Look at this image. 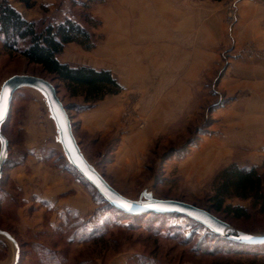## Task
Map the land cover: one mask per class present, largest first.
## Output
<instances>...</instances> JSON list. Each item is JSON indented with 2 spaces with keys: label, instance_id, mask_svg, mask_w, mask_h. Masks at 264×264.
Here are the masks:
<instances>
[{
  "label": "rangeland",
  "instance_id": "rangeland-1",
  "mask_svg": "<svg viewBox=\"0 0 264 264\" xmlns=\"http://www.w3.org/2000/svg\"><path fill=\"white\" fill-rule=\"evenodd\" d=\"M232 1L185 0L177 17L175 11L168 13L167 28L159 23L157 27L146 25L143 0H36L33 8L22 6L20 13L40 26L66 17L84 25L94 47L84 50L75 44L59 54L60 61L114 68L110 71L123 88L92 105L54 81L81 152L113 188L130 199L146 191L154 198L185 201L227 218L236 229L264 233V214L257 207L251 209L249 200L229 198L218 210L210 204L215 177L230 164L255 166L264 184V54L252 42H226L224 37L208 40L203 25V12L212 6L221 10L226 25H233L240 0H234L235 19L230 21ZM171 17L183 23L179 40L172 35L177 29ZM233 31L234 39L238 36ZM103 47L114 48L104 63L98 54ZM13 74L50 77L40 66L7 53L0 44V85ZM106 98L121 105L118 119L110 117L109 123L96 110L89 113ZM4 133L10 163L21 164L27 146L40 144V161L64 172L73 185L78 182L89 197L85 216L75 210L34 211L24 203V191L11 176L14 166L6 167L0 182V228L13 233L18 250L21 245V264H40L38 257L46 250L55 256L51 264H264V256L252 262L249 255L192 252L198 243L202 249L226 245L206 238V228L184 216H145L137 227L118 219L117 209L67 161L38 91L28 87L16 91ZM227 206L244 207L248 216L227 214ZM158 222L167 226L156 230ZM184 239L189 242H181ZM15 250L0 235V264H12Z\"/></svg>",
  "mask_w": 264,
  "mask_h": 264
},
{
  "label": "trees",
  "instance_id": "trees-1",
  "mask_svg": "<svg viewBox=\"0 0 264 264\" xmlns=\"http://www.w3.org/2000/svg\"><path fill=\"white\" fill-rule=\"evenodd\" d=\"M15 1L22 3L26 8L29 9L33 8L37 3L36 0ZM69 43L77 44L84 50H90L94 47V42L89 30L84 25L76 22L75 20L66 17L61 22L46 23L45 25L40 26L38 22L34 20L25 19L13 6H11L9 0H0L1 47L7 53H15L20 55L29 64L40 66L42 72L50 76L49 78L45 79H47L55 87L57 95L58 85L55 82L62 83L74 97H81L82 101L87 105H92L95 102L101 100L106 95L116 94L120 91L121 87L119 83L108 69H96L88 65H71L69 63L59 61L58 55L63 52L64 47ZM58 97L67 110V107L61 97L59 95ZM6 121L7 120H5L1 127V132L5 137L6 135L4 133V126ZM71 128L74 135L72 122ZM10 160H12V158H10L9 155L8 141V156L3 166L0 182L4 178L3 176L6 167H13L20 163V161H13V163H10ZM229 198L249 200L251 209L257 207L258 213L264 214V184L262 177L258 173L255 166L239 167L235 164H230L217 173L215 177V183L213 185V194L210 197V204L214 209L218 210L222 208L223 202ZM224 211L227 214L232 213L237 218L240 216H248L246 208L241 206H227L224 208ZM117 212L120 213L118 219H127V224L134 227L140 226L141 222H144L145 216H183L175 213L169 214L150 212L145 215H128L118 210ZM212 214L215 215L214 213ZM220 219L229 223L227 218ZM166 226V224L158 222V227L156 230ZM148 227L152 228L153 225L148 224ZM0 230L7 232L10 236L14 237L13 233L7 229L0 228ZM206 230V238H216L218 243L225 244L226 246L218 248L219 246L216 245V248L207 247L202 249L200 248V243H198L196 244L195 248H192V252L197 253L199 250H201L202 253L209 255L228 254L235 255L237 257L249 255L250 258H253L252 262L259 260L262 258V256H264V243L245 244L221 237L220 235L211 232L207 228ZM173 237L178 239L176 235ZM181 242L188 243L189 241L188 239H184ZM18 247L19 259L17 264H21V245L19 244ZM45 252L48 257H45L44 254L41 256V259H39V256V263L51 264L49 261L54 260L55 256L52 257L50 255L51 252H48L47 250ZM56 262L52 264H59ZM140 264L146 263L141 261Z\"/></svg>",
  "mask_w": 264,
  "mask_h": 264
},
{
  "label": "crops",
  "instance_id": "crops-1",
  "mask_svg": "<svg viewBox=\"0 0 264 264\" xmlns=\"http://www.w3.org/2000/svg\"><path fill=\"white\" fill-rule=\"evenodd\" d=\"M143 1H144L143 10L145 12V16H146L145 18H147L146 25H153L154 27L155 26L157 27L160 24L164 28H167L168 25V20H169L168 13L170 11H175L173 16L177 17L178 16L177 12L179 11V9L181 11V9H183L184 6L183 4H185L184 3L185 0H143ZM9 3L19 13L22 11L23 8L22 6H24L22 3L15 0H9ZM212 7L205 9L203 12V16L205 18L203 25L208 29V32L206 33L207 34L206 38H208V40L211 39L215 41L217 38L220 39L224 37L225 38L224 41L226 40V42L228 40L231 41L234 40L235 43L252 42L253 44H255L257 49L258 48L261 49V51L259 50L257 52L259 54L262 53L264 54V0H240L237 6V16L235 23L230 26L226 25L221 20V15H219L220 14L219 11L221 10H216L215 8ZM214 12H217L218 14L217 13L215 14ZM198 15L199 14H197V20L199 17ZM158 16L164 18L165 20L162 21L163 20L162 19L160 21H157L156 17ZM174 18L175 17H171L170 20L175 22L174 26L176 27L177 30L174 32V34L172 33V35L174 36V39L179 40L180 37L181 38L183 37L182 36L183 23L179 22L177 18L176 20H174ZM27 19L31 20L30 17H28ZM160 22L161 23L165 22L166 26L164 24H161ZM233 30H236L235 34L237 33L238 36L237 38L234 37V39L232 35L234 33ZM161 31L163 30L161 29ZM195 34H197L196 38H198L199 33L195 32ZM73 46H75V44L69 43L65 46L64 50L65 51L67 49L71 50ZM112 48L103 47L102 49L98 50L99 56H102V58L99 57V60L101 62L103 63L107 62L106 59H108V56L111 55L113 52L114 48L113 49ZM215 48L216 46L214 47V49ZM103 56H105V58H103ZM58 60L60 61L59 55H58ZM63 62L67 63V61H63ZM106 66L108 65L106 64ZM106 66L105 67L101 66L98 69L102 68L111 71L114 69L112 66L110 67V65L108 67ZM160 84H162V82ZM120 87L123 88L121 84ZM154 87L158 88V86H154ZM106 99L107 100H104L103 102L100 101L101 103L100 102L97 103L95 105V108L89 111V113H94L96 110L97 113L102 114V116H104L103 118H105V120L109 123L110 117L111 120L113 121L115 119L116 120L118 119L121 105H119L120 102L116 101L115 99L114 100L108 98ZM150 122H152V120L149 121V124ZM136 145L138 146L137 142ZM27 152L28 154L26 155L23 162L21 164L15 165L11 170L12 178L16 180L19 185H21V189H23L24 191V195H25L24 203L27 205V207L29 206L28 208H31V206H33L32 208H34V211H38V209L43 210L45 208H49L50 210H53L54 213L56 211H59V209H61L63 213L65 211L69 212L70 210H75L76 213L77 211L83 212V215L85 216L87 214L86 209L89 202L88 201L89 197H87L86 193L79 187L78 182L77 183L74 182L75 184L73 185V183H71L70 181V178H68L64 172L53 170L51 167L42 163L40 161L41 159L40 144L27 146ZM113 162H117V161H113ZM25 183H27V185L29 186L28 187L24 186ZM73 190L75 192L74 196H76L74 198L75 200H72L71 193H73L72 192ZM59 214L61 215V213ZM31 230L32 232L35 231L33 228H31ZM19 231H21V229Z\"/></svg>",
  "mask_w": 264,
  "mask_h": 264
},
{
  "label": "water",
  "instance_id": "water-1",
  "mask_svg": "<svg viewBox=\"0 0 264 264\" xmlns=\"http://www.w3.org/2000/svg\"><path fill=\"white\" fill-rule=\"evenodd\" d=\"M24 87L34 89L44 97L50 117L56 127L57 141L67 161L111 207L128 215H142L150 212L175 213L194 220L221 237L245 244L264 243V233H249L236 229L208 210L194 204L176 199L154 198L146 191H143L138 199H130L119 193L81 152L72 132L69 115L55 87L47 79L35 75L13 74L4 79L0 85V177L8 156V141L1 132V127L10 115L14 93ZM0 235L13 243L16 250L12 264H17L19 254L15 240L3 230H0ZM245 237H250V239H245Z\"/></svg>",
  "mask_w": 264,
  "mask_h": 264
},
{
  "label": "built area",
  "instance_id": "built-area-1",
  "mask_svg": "<svg viewBox=\"0 0 264 264\" xmlns=\"http://www.w3.org/2000/svg\"><path fill=\"white\" fill-rule=\"evenodd\" d=\"M236 1H232V3L228 6V20L233 21L235 19V7Z\"/></svg>",
  "mask_w": 264,
  "mask_h": 264
},
{
  "label": "snow or ice",
  "instance_id": "snow-or-ice-1",
  "mask_svg": "<svg viewBox=\"0 0 264 264\" xmlns=\"http://www.w3.org/2000/svg\"><path fill=\"white\" fill-rule=\"evenodd\" d=\"M245 239H250V237H245Z\"/></svg>",
  "mask_w": 264,
  "mask_h": 264
}]
</instances>
